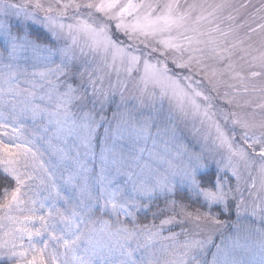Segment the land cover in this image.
<instances>
[{
	"label": "snow or ice",
	"instance_id": "1",
	"mask_svg": "<svg viewBox=\"0 0 264 264\" xmlns=\"http://www.w3.org/2000/svg\"><path fill=\"white\" fill-rule=\"evenodd\" d=\"M248 7L228 0H0V264H161L155 253L134 259L129 242L140 235L145 247L157 238L175 241L179 233L161 235L166 227L183 231L202 221L223 237L233 212L239 220L247 211L241 165L256 169L264 190V40L254 47L239 36L243 24L232 26L233 13ZM252 7L264 13V0ZM258 29L264 24L248 31ZM129 84L139 104L128 105ZM117 89L113 129L106 105ZM181 124L191 125L192 139ZM153 128L172 145L164 171L151 180L129 172L119 184L108 165L123 157L108 139L127 132L135 142L155 143ZM65 189L79 198L61 211L59 201L71 203ZM161 197L164 207L153 212ZM141 212L159 225L139 227ZM257 216L262 227L251 260L237 259L210 233L171 251L165 246L171 258L163 264H207L201 257L212 246L211 264H264V202L252 207ZM81 241L84 255H77Z\"/></svg>",
	"mask_w": 264,
	"mask_h": 264
},
{
	"label": "rangeland",
	"instance_id": "2",
	"mask_svg": "<svg viewBox=\"0 0 264 264\" xmlns=\"http://www.w3.org/2000/svg\"><path fill=\"white\" fill-rule=\"evenodd\" d=\"M18 2V0H17ZM47 3V0H44ZM160 2H164V0H160ZM183 3L184 0H181ZM188 3L196 2V3H207V4H214V3H221L223 0H187ZM229 3L239 7L241 4H249L247 9H240L239 13H233L237 15L236 22L232 25L233 27L236 24H243L244 26L238 29V33L240 38L246 39L250 37L251 39L248 40V43H252L254 47H259L262 40H264V31L257 30V32L252 33L249 32V27L255 28L259 24H264V19H261V16L264 13H255V8L252 7L255 5L256 7L259 6L261 0H228ZM224 15H227V11H225ZM228 23L226 22L222 27H227ZM31 71V69H29ZM24 77H20V86L26 87L23 83ZM112 85L116 84V76L113 73L110 80ZM104 88L107 91L109 88V79H105L104 81ZM110 95V100L113 98L112 93ZM128 105L136 103L139 104V100L136 99L138 95L132 88V85L129 84L128 90L124 93ZM248 97H244L247 99ZM114 103H110L106 105L107 116L109 119H112L113 113L116 112V104L120 103V91L117 89L114 93ZM167 108V105H165ZM124 106L121 105V111H123ZM145 112L149 111V109L145 108ZM160 120H163V115L160 117ZM119 123L117 119H112V128L114 129ZM181 128L184 130V136L188 137V139H192L191 136V125L185 126L183 124L180 125ZM156 129L153 128V136L155 137ZM206 131L202 129V132ZM97 136L99 141H103L104 139V128H100L97 131ZM167 137L160 136L155 137V143L152 138L145 141L135 142L129 134L126 132L123 138L116 139L113 141L112 138H109L107 141V145L113 148V151L117 153L118 156L123 157L122 162L117 165H112L109 163L108 170L111 175L116 179V181L123 185L127 180V174L129 172L133 173V179L139 180H151L154 179V173L163 172L166 165L162 164L163 159H167L168 157L165 155V148H171L172 145L166 144L165 141ZM94 143H97L94 141ZM141 150H143L141 152ZM97 156L99 154L100 148L97 146L95 148ZM216 159L220 158L218 153H213ZM139 157V162L134 163L133 158ZM210 167L208 171L215 173L216 171V164L214 161H210ZM100 170V163L99 159L95 162V172L98 173ZM240 172L243 177L241 181V188L243 190V196L245 201V207L247 211H241L240 218L237 220L235 213L233 212L232 218L228 221L229 227L222 229L223 237L221 236V232L213 231L212 226L208 224L206 221H202L200 227H196L193 223H188L183 231L179 227H166L165 230L161 233L162 236L167 237L172 232L179 233L177 239L175 241L172 240H165L157 238L152 241L147 247H145V237L140 235L136 239L130 241V246L132 249H135L133 254V258L136 260H140L142 257H147L152 253H155L157 257H159L161 264H163L164 260L170 259L171 257L164 253L163 249L165 246H169V251H171V245L173 244H181L186 239H197L201 240L204 239L210 233L213 234L214 243L220 244L221 240L224 241L225 250L228 251L231 255H234L237 259H242L244 261H249L253 258V252L256 251L255 245L260 239L259 235L256 233V229L261 228L259 216L255 219L251 217V209L253 206L260 205L264 202V190L261 189V177L253 168L250 172L249 170L245 169L243 165L240 166ZM255 180L256 187L250 188V185ZM57 183H62L59 180V172L57 173ZM235 180L233 179L232 184L235 186ZM131 183L126 185V188L130 191L131 190ZM251 193V194H250ZM41 195H47L46 192H41ZM62 196L70 197L71 203L69 205H65L63 201H59L57 206L60 207L61 211H63L66 207H70L71 204H75L79 198V193L73 191L71 189H65L61 192ZM160 199L163 200L161 197ZM156 201V200H155ZM155 201L153 203H155ZM0 202H3V198H0ZM152 203V205H153ZM3 213L0 212V215ZM94 219H97L94 217ZM103 219L108 220V216H104ZM124 220V217L120 218ZM114 220V218H113ZM160 223V222H159ZM156 224V225H159ZM97 229H99V224L96 225ZM129 227V226H128ZM2 231V230H0ZM95 238L98 240H104L102 233L95 234ZM239 242V247H235V242ZM26 243V241H25ZM84 247H86L85 241H81L80 247L77 251V255H84ZM63 252V249H60ZM216 252L215 246L210 247L206 252L203 254L201 259L207 261V264H211L212 261V253ZM117 258H119L117 254ZM258 259V257H257Z\"/></svg>",
	"mask_w": 264,
	"mask_h": 264
},
{
	"label": "trees",
	"instance_id": "3",
	"mask_svg": "<svg viewBox=\"0 0 264 264\" xmlns=\"http://www.w3.org/2000/svg\"><path fill=\"white\" fill-rule=\"evenodd\" d=\"M264 38V37H263ZM210 174H212L213 172H209ZM2 196H0V198H1ZM162 207H164V202H163V200L162 199H157L156 201H155V203H153V205H151V208H152V211L153 212H155V211H157L159 208H162ZM201 211H204V209H202ZM138 216H139V219H138V226L139 227H143V225H145V224H158L159 222H160V220L159 219H154L153 218V216H152V213L151 212H149L148 214H147V218H145V214L143 213V212H141V213H139L138 214ZM233 216H231V218H232ZM230 218V219H231ZM222 219H227L226 217H222ZM229 219V220H230ZM228 220V221H229ZM129 227H132V225H128Z\"/></svg>",
	"mask_w": 264,
	"mask_h": 264
}]
</instances>
